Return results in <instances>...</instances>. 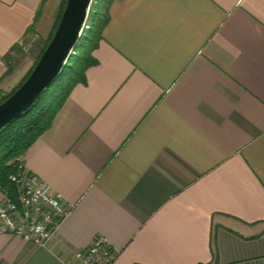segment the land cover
<instances>
[{"label": "crops", "instance_id": "1", "mask_svg": "<svg viewBox=\"0 0 264 264\" xmlns=\"http://www.w3.org/2000/svg\"><path fill=\"white\" fill-rule=\"evenodd\" d=\"M62 1L0 0V99L23 78L15 47L48 37ZM108 14L86 82L22 156L66 214L47 246L0 233V264H84L95 237L113 264H264V0Z\"/></svg>", "mask_w": 264, "mask_h": 264}, {"label": "trees", "instance_id": "2", "mask_svg": "<svg viewBox=\"0 0 264 264\" xmlns=\"http://www.w3.org/2000/svg\"><path fill=\"white\" fill-rule=\"evenodd\" d=\"M66 2L67 0H64L61 14L55 23L49 41L43 46L34 66L11 93L2 95L0 103L7 99L32 72L53 37L54 31L57 29ZM111 2L112 0H96V2H93L94 5L92 4L90 14L87 18L88 26L83 30L76 44V48L69 56L62 72L41 93L30 109L13 119L0 130V188L16 202L19 201L18 187L16 183L11 180L10 176L18 172L19 165L24 163L22 156H24L29 147L40 135L49 128L53 118L69 96L73 87L80 82H86V70L97 63V59L94 57L93 52L99 45L103 29L108 22V9ZM26 38H24L23 41ZM21 45L22 44L19 43L18 47H15V49L21 51ZM14 69V65L9 63L7 73H11Z\"/></svg>", "mask_w": 264, "mask_h": 264}, {"label": "built area", "instance_id": "3", "mask_svg": "<svg viewBox=\"0 0 264 264\" xmlns=\"http://www.w3.org/2000/svg\"><path fill=\"white\" fill-rule=\"evenodd\" d=\"M10 178L18 187L19 201L5 194L0 203V233L11 232L47 246L67 211L61 195L29 172L24 163ZM77 258L84 264H113L115 253L103 237H95L86 248L77 252Z\"/></svg>", "mask_w": 264, "mask_h": 264}, {"label": "water", "instance_id": "4", "mask_svg": "<svg viewBox=\"0 0 264 264\" xmlns=\"http://www.w3.org/2000/svg\"><path fill=\"white\" fill-rule=\"evenodd\" d=\"M93 0H67L57 29L25 81L0 103V130L30 109L41 93L62 72L86 28Z\"/></svg>", "mask_w": 264, "mask_h": 264}, {"label": "rangeland", "instance_id": "5", "mask_svg": "<svg viewBox=\"0 0 264 264\" xmlns=\"http://www.w3.org/2000/svg\"><path fill=\"white\" fill-rule=\"evenodd\" d=\"M63 2H64V0L62 1V4H63ZM93 2H96V0L95 1L93 0L91 2L90 8L88 10V16L90 14V9L92 7V4L94 5ZM61 8H62V5H61ZM60 14H61V9H60L59 15H58L55 23L59 19ZM54 26H55V24H54ZM54 26H53V29H54ZM87 26L88 25L86 22L85 27H87ZM53 29H52V31H53ZM52 31H51V33H52ZM55 31H54V33H55ZM29 33H31V34H29ZM51 33L48 37H46L45 35H42L38 31H35V30L33 31L31 29L25 35L24 38H26V37L27 38L24 40V42L22 44L23 46L21 45L22 49H21V51L16 50V53H18V54L15 53L16 55H15V58L13 60V62H15V64L19 63L20 65H23L22 69H21V73H20V74H22L23 78L26 77V75L30 72V70L34 66L36 59H37V57H39V54H40L43 46L45 45V43L47 41H49V37L51 36ZM75 48H76V46H75ZM17 56H19V57H18V60L16 61ZM12 64L14 65V63H12ZM23 78H22V80H23Z\"/></svg>", "mask_w": 264, "mask_h": 264}, {"label": "bare ground", "instance_id": "6", "mask_svg": "<svg viewBox=\"0 0 264 264\" xmlns=\"http://www.w3.org/2000/svg\"><path fill=\"white\" fill-rule=\"evenodd\" d=\"M74 49H75V48H74ZM74 49H73L72 53L74 52ZM72 53H71V54H72Z\"/></svg>", "mask_w": 264, "mask_h": 264}]
</instances>
